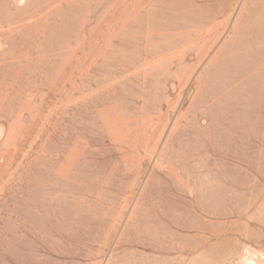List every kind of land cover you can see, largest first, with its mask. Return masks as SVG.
<instances>
[{"label": "rangeland", "instance_id": "obj_1", "mask_svg": "<svg viewBox=\"0 0 264 264\" xmlns=\"http://www.w3.org/2000/svg\"><path fill=\"white\" fill-rule=\"evenodd\" d=\"M0 264H264V0H0Z\"/></svg>", "mask_w": 264, "mask_h": 264}, {"label": "bare ground", "instance_id": "obj_2", "mask_svg": "<svg viewBox=\"0 0 264 264\" xmlns=\"http://www.w3.org/2000/svg\"><path fill=\"white\" fill-rule=\"evenodd\" d=\"M256 36V35H255ZM258 36H259V34H258ZM174 54V53H173ZM236 66V65H235ZM216 80V79H215ZM244 82V81H243ZM193 93V90H190V92H189V94H188V96H190L192 93ZM229 158V157H228ZM182 226V225H181ZM228 233V232H227Z\"/></svg>", "mask_w": 264, "mask_h": 264}]
</instances>
